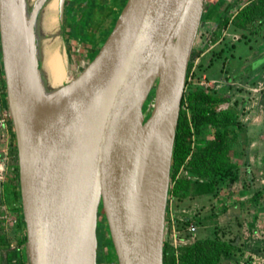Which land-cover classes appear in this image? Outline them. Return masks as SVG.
Masks as SVG:
<instances>
[{"label":"water","instance_id":"obj_1","mask_svg":"<svg viewBox=\"0 0 264 264\" xmlns=\"http://www.w3.org/2000/svg\"><path fill=\"white\" fill-rule=\"evenodd\" d=\"M203 6L126 0L92 60L47 89L26 1L0 0L29 264H97L100 206L117 264H163L174 138Z\"/></svg>","mask_w":264,"mask_h":264},{"label":"rangeland","instance_id":"obj_2","mask_svg":"<svg viewBox=\"0 0 264 264\" xmlns=\"http://www.w3.org/2000/svg\"><path fill=\"white\" fill-rule=\"evenodd\" d=\"M247 1L237 0L229 15ZM209 4L210 0H206V7ZM104 5L98 0H67L68 14L62 30L70 79L92 60L109 33L99 43L100 37L122 9L116 0H107ZM105 12H111L113 17L106 15L98 27L89 29ZM213 21L201 24L198 29L189 60L192 71L189 81L199 84L204 77L208 81L215 80L209 88L227 97L221 107L241 109V126L232 131L231 157L236 165L235 176L234 179L230 176L220 179L210 196L194 197L181 203L171 198L169 203L175 215L184 212L196 222L195 235L188 243L198 236H213L214 231L240 237L238 248L230 257L221 259L220 264L264 263L259 258L264 252V196L256 203L249 199L254 191L264 188V20L255 21L245 36H235L239 31L232 24L223 30ZM1 80L2 77L0 83ZM152 93L153 89L144 110L152 101ZM2 96L5 98V93ZM17 176L14 133L10 128H0V236L4 235L9 241V249L16 247L21 237L20 200L14 203L12 193V188L18 184ZM167 212L166 208V221ZM98 214L97 238L99 245H104L102 250L106 260L99 258L98 261L117 264L101 208ZM22 228L24 231V220ZM251 228L256 229L253 236L249 233ZM4 251L0 249V264H4ZM22 252L27 254V249ZM255 259L257 262L253 263ZM25 264H29L28 258Z\"/></svg>","mask_w":264,"mask_h":264},{"label":"trees","instance_id":"obj_3","mask_svg":"<svg viewBox=\"0 0 264 264\" xmlns=\"http://www.w3.org/2000/svg\"><path fill=\"white\" fill-rule=\"evenodd\" d=\"M116 1L121 3L122 7L126 2V0ZM232 5L233 3L229 4L214 21L213 24L217 28L224 30L228 24H232L239 31L240 36H245L246 32L251 31L255 21L264 20V0H248L232 17H229L227 13ZM207 11L202 14V20H208ZM110 30L111 27L106 35ZM190 66L191 62L187 67L185 90L174 138L167 211L171 198L181 203L194 197L210 196L220 179L226 176L234 179L235 176L236 165L231 157L232 131L241 126V109L221 107L227 100L226 96L219 95L213 89L204 88L197 83L192 84L188 80ZM12 193L15 202L17 199L20 200L18 186L12 188ZM263 196L264 188L254 191L249 199L256 203ZM19 204L21 207L20 202ZM19 219L23 225L22 214ZM177 223L179 228H183L188 220ZM255 230L251 228L250 235L253 236ZM23 237L22 240L17 241L18 244L26 240L25 235ZM239 240V236L229 237L224 232L214 231L213 236H198L182 246L177 255L165 240L163 264H220L221 259L228 258L235 252ZM3 242L2 235L0 247L5 246L8 251L5 264H22L21 253L15 248L9 249L8 240L7 243Z\"/></svg>","mask_w":264,"mask_h":264},{"label":"bare ground","instance_id":"obj_4","mask_svg":"<svg viewBox=\"0 0 264 264\" xmlns=\"http://www.w3.org/2000/svg\"><path fill=\"white\" fill-rule=\"evenodd\" d=\"M33 16L41 77L47 89L70 81L63 30L58 20V0H25Z\"/></svg>","mask_w":264,"mask_h":264},{"label":"flooded vegetation","instance_id":"obj_5","mask_svg":"<svg viewBox=\"0 0 264 264\" xmlns=\"http://www.w3.org/2000/svg\"><path fill=\"white\" fill-rule=\"evenodd\" d=\"M218 0H210V4L206 7V5H205V3H206V0H204V6H203V13H205L209 8H211L212 6H213V4L215 3V2H217ZM236 1L237 0H224L223 1V3L222 4H219V5H217V8H216V10H215V12H213L212 13V15H211V17L208 19V20H202L201 19V24H207V23H210L211 22V19L212 20H216L217 18H218V16L221 14V12H223V10L226 8V7H228V5L229 4H231V3H233V5L230 7V9H229V11L233 8V6H235V3H236ZM98 2H100V5L102 4V5H104V4H106V2H107V0H98ZM66 4V5H65ZM105 6V5H104ZM68 6H67V0H65L64 1V12H63V24H64V20L66 21V18H67V12H68V8H67ZM229 11H228V13H227V15L229 14ZM112 13L114 14V11H112ZM112 13L110 12V14L108 13V12H105V14L103 15V17L95 24V25H91L90 27H89V29H93V28H96V27H98V25L102 22V20H103V18L106 16V15H110V16H112L113 17V15H112ZM213 21V22H214ZM212 22V23H213ZM113 23H114V19H113V21L109 24V26H107V28H106V31L110 28V27H112V25H113ZM63 24H62V26H63ZM61 26V27H62ZM201 27V26H200ZM78 29V28H77ZM88 29V28H87ZM90 31V30H89ZM106 31H105V35L103 36H101L100 37V39H99V43L102 41V40H104V38L103 37H105L106 36ZM89 33H91V31L89 32ZM0 77H2V80H1V83H0V108L2 109V108H4V109H7V114H6V130L7 129H11L12 130V134L14 133L13 132V128H12V125L10 124V125H8V123H7V121L8 122H11L10 120V115H9V111H8V108H7V103H6V93H5V83L3 82L4 81V75H3V70H2V62H1V52H0ZM3 93H5V98H3ZM17 169H18V165H17ZM17 178H18V176H17ZM19 187V181H18V184L16 185V186H14V187ZM16 203V202H15ZM16 205V204H15ZM18 215V214H17ZM25 225V224H24ZM19 226H20V229H21V237H20V239L22 240L24 237V235H25V239H26V233H25V230L23 231V228H22V223H20L19 224ZM108 234H109V232H108ZM2 236V235H1ZM4 236V235H3ZM109 239H110V236H109ZM3 243H7V239H6V237L4 236V242ZM9 246H10V243H9ZM103 246L104 245H102V246H100L99 245V243H98V253H97V264H106V260H105V254H104V252H103V250H102V248H103ZM13 248H15V249H17L20 253H21V262H22V264H25V261L27 260V254H25V252L23 253L22 252V250H24V248H26V240L25 241H23L21 244H17L16 245V247H13ZM0 249H4L5 251H4V264H5V262H6V259H7V257H8V251H7V248L5 247V246H1L0 247ZM99 258H102L103 260H105L104 261V263H103V261H101V262H99L98 261V259ZM116 263H117V261H116Z\"/></svg>","mask_w":264,"mask_h":264},{"label":"built area","instance_id":"obj_6","mask_svg":"<svg viewBox=\"0 0 264 264\" xmlns=\"http://www.w3.org/2000/svg\"><path fill=\"white\" fill-rule=\"evenodd\" d=\"M192 71L190 70V73L188 75V80L191 78ZM215 82V80H206L204 77L202 80H200L199 85L204 88H209V86H212V83ZM6 114L7 109L0 108V128L1 130L6 129ZM168 218L167 221L165 220V227H164V241L166 240L173 252L177 255L179 252V249L188 244V240H190L196 232L197 225L196 222L193 221L188 217L186 213H181L180 216H177L174 214V212L171 209V205L169 203L168 205ZM188 220V223L185 227L179 228L177 222H185ZM187 235V236H186Z\"/></svg>","mask_w":264,"mask_h":264},{"label":"crops","instance_id":"obj_7","mask_svg":"<svg viewBox=\"0 0 264 264\" xmlns=\"http://www.w3.org/2000/svg\"><path fill=\"white\" fill-rule=\"evenodd\" d=\"M245 3H246V2H245ZM245 3H244V4H245ZM244 4H242V6H243ZM242 6H240V7H242ZM233 7H234V6H233ZM240 7H239V8H240ZM239 8H238V9H239ZM238 9H237V10H238ZM237 10H235L233 13H231V15H229V17H232V16L236 13ZM229 25H231V24H228V26H229ZM228 26H227V27H228ZM229 27H230V26H229ZM237 35H240V33L238 32L237 34H235V36H237ZM244 42H245V41H244ZM256 258H257V257H256ZM259 258L262 259V260L264 261V252L262 253V255H261ZM256 260H257V259H255L253 263H256V262H257ZM257 264H264V263H258V262H257Z\"/></svg>","mask_w":264,"mask_h":264}]
</instances>
